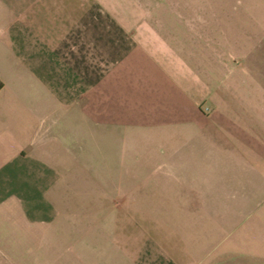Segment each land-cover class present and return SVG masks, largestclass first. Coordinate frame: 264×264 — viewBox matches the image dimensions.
<instances>
[{"label": "crops", "instance_id": "0c3cea01", "mask_svg": "<svg viewBox=\"0 0 264 264\" xmlns=\"http://www.w3.org/2000/svg\"><path fill=\"white\" fill-rule=\"evenodd\" d=\"M197 6L0 0V209L46 235L18 264L260 260L264 61L212 63Z\"/></svg>", "mask_w": 264, "mask_h": 264}, {"label": "rangeland", "instance_id": "374dc122", "mask_svg": "<svg viewBox=\"0 0 264 264\" xmlns=\"http://www.w3.org/2000/svg\"><path fill=\"white\" fill-rule=\"evenodd\" d=\"M200 1L202 6L186 8L189 20L186 28L202 31V45L211 48L212 63L216 54L219 67L223 63L234 62L250 64L256 69L257 64L264 61V0ZM88 159L95 163L97 150H91ZM87 169L97 176V166ZM90 186L91 190L98 189L96 183H90ZM44 236V232L27 225L16 209H0V264H18V257L24 253L28 257L33 256L39 248L33 246L35 239ZM248 249L250 257L257 254L260 258L258 262L250 261V264H264V242Z\"/></svg>", "mask_w": 264, "mask_h": 264}, {"label": "built area", "instance_id": "2783aa9c", "mask_svg": "<svg viewBox=\"0 0 264 264\" xmlns=\"http://www.w3.org/2000/svg\"><path fill=\"white\" fill-rule=\"evenodd\" d=\"M205 111H206V112H208V111H209V108H208V107H206V108H205Z\"/></svg>", "mask_w": 264, "mask_h": 264}, {"label": "trees", "instance_id": "16d2710c", "mask_svg": "<svg viewBox=\"0 0 264 264\" xmlns=\"http://www.w3.org/2000/svg\"><path fill=\"white\" fill-rule=\"evenodd\" d=\"M1 86H2V84H1V82H0V88H1Z\"/></svg>", "mask_w": 264, "mask_h": 264}]
</instances>
